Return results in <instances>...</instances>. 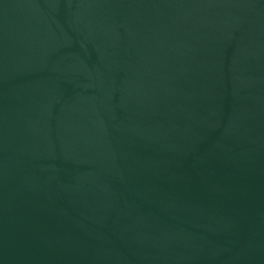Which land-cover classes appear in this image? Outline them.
Here are the masks:
<instances>
[{"label": "water", "instance_id": "95a60500", "mask_svg": "<svg viewBox=\"0 0 264 264\" xmlns=\"http://www.w3.org/2000/svg\"><path fill=\"white\" fill-rule=\"evenodd\" d=\"M0 264H264V0H0Z\"/></svg>", "mask_w": 264, "mask_h": 264}]
</instances>
